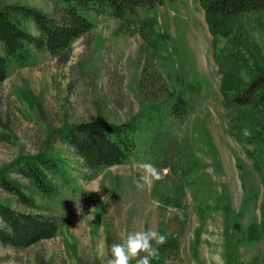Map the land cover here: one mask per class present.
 I'll list each match as a JSON object with an SVG mask.
<instances>
[{"label":"rangeland","instance_id":"obj_1","mask_svg":"<svg viewBox=\"0 0 264 264\" xmlns=\"http://www.w3.org/2000/svg\"><path fill=\"white\" fill-rule=\"evenodd\" d=\"M0 4L54 16L60 7L59 0ZM91 18L95 27L67 54L33 49L26 64L11 60L0 82V173L27 186L8 166L46 151L61 157L66 176L54 199L32 190L38 210L0 186V201L59 224L55 237L29 247L0 242V264H107L122 234L149 228L173 242L163 264H264V239L239 240L241 229L262 220L264 104L237 108L223 87L229 70L245 82L249 69L264 68V10L236 18L228 35L211 32L201 0ZM179 99L184 107L173 114ZM96 118L136 121L138 153L96 172L84 168L59 131ZM140 162L161 175L142 189Z\"/></svg>","mask_w":264,"mask_h":264},{"label":"trees","instance_id":"obj_2","mask_svg":"<svg viewBox=\"0 0 264 264\" xmlns=\"http://www.w3.org/2000/svg\"><path fill=\"white\" fill-rule=\"evenodd\" d=\"M201 1L205 7L208 26L215 35L232 33L235 20L239 16L264 10V0ZM59 2L57 16L25 4H0L2 46L0 82L8 77L10 61L26 64L33 49L57 57L67 54L76 38L95 27L91 15H115L122 18L135 16L142 10L154 9L165 0H59ZM27 22L33 23L35 32L26 25ZM249 72L251 77L245 82L235 74V70H229L223 80L227 97L237 108L260 102L264 104V68L257 66L253 70L249 69ZM179 101L180 108L176 109L175 106L172 109L173 114L182 112L184 100ZM139 127L134 120L117 123L96 118L73 123L60 130L59 135L75 150L84 168L96 172L122 164L138 153ZM251 141L255 145L259 143L257 140ZM8 169L26 179L29 185L22 186L3 171V174L0 173L1 188L14 195L23 206L33 210L40 209V205L32 190L51 200L61 193L62 184L66 182L63 160L52 152L43 151L19 156L10 163ZM263 169L264 167H261L259 172L264 180ZM261 215V222H252L245 231L241 229L243 235L240 241L250 244L264 239V207ZM58 231L59 224L54 216L42 212L21 211L0 201L1 243L14 248H25L41 240L55 237ZM172 244L170 241L161 246L159 256L152 264H163Z\"/></svg>","mask_w":264,"mask_h":264},{"label":"clouds","instance_id":"obj_3","mask_svg":"<svg viewBox=\"0 0 264 264\" xmlns=\"http://www.w3.org/2000/svg\"><path fill=\"white\" fill-rule=\"evenodd\" d=\"M138 169L137 187L143 188L154 180L161 179L159 171L150 162H140ZM176 214L183 218L181 210ZM168 237L149 228L147 230L128 231L121 235L120 242L110 246V258L107 264H152L159 256V248L167 243Z\"/></svg>","mask_w":264,"mask_h":264}]
</instances>
